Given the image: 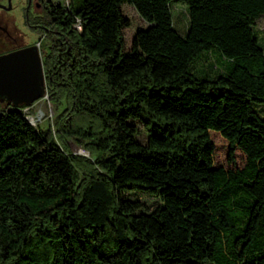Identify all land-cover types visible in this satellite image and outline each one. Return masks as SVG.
<instances>
[{"label": "trees", "instance_id": "obj_1", "mask_svg": "<svg viewBox=\"0 0 264 264\" xmlns=\"http://www.w3.org/2000/svg\"><path fill=\"white\" fill-rule=\"evenodd\" d=\"M123 3L147 23L126 50ZM44 4L38 48L57 112L37 129L27 105L0 98V264H264V0ZM209 132L241 166L213 165Z\"/></svg>", "mask_w": 264, "mask_h": 264}, {"label": "rangeland", "instance_id": "obj_2", "mask_svg": "<svg viewBox=\"0 0 264 264\" xmlns=\"http://www.w3.org/2000/svg\"><path fill=\"white\" fill-rule=\"evenodd\" d=\"M59 4L64 5L68 0H56ZM72 5H76L78 0H70ZM20 0L12 1V8L7 12L10 15L16 17L15 25L21 31V43L32 44L36 42L38 36L35 32L26 29L21 22V9L19 7ZM170 12L172 17L173 27L179 34H183L186 28V14L185 7L181 2H173L170 4ZM120 11L122 16H124L129 24L122 27L121 34L123 39V49L129 48L133 33L138 28H144L147 23L137 14L134 8L126 3L120 5ZM255 28L257 29L260 41L264 44V14L255 20ZM77 28V27H76ZM20 44L18 39L5 40L0 47V50H5L7 48H13ZM39 51V48H38ZM25 114V118L29 124L37 129H43L47 125L52 126L53 118L56 114L54 106L48 101L46 93L33 101L27 107L22 109ZM260 113L264 116V109H260ZM140 133L137 135V140L139 142H144V133H142L141 128L138 126ZM209 137L214 145V150L212 154L213 165H222L223 167H239L243 162L242 153L235 149L233 151V163L230 164L226 162L227 153V142L216 132H209ZM66 146L71 154L84 156L86 158L92 159L88 152L81 145L77 144L72 138L67 137L65 139ZM82 153H81V152ZM123 194L128 198H136L140 200L146 209H151L155 206L159 200L156 196L147 193L135 192V191H124Z\"/></svg>", "mask_w": 264, "mask_h": 264}, {"label": "water", "instance_id": "obj_3", "mask_svg": "<svg viewBox=\"0 0 264 264\" xmlns=\"http://www.w3.org/2000/svg\"><path fill=\"white\" fill-rule=\"evenodd\" d=\"M37 42L0 53V98L30 105L44 95Z\"/></svg>", "mask_w": 264, "mask_h": 264}, {"label": "flooded vegetation", "instance_id": "obj_4", "mask_svg": "<svg viewBox=\"0 0 264 264\" xmlns=\"http://www.w3.org/2000/svg\"><path fill=\"white\" fill-rule=\"evenodd\" d=\"M13 0H0V47L4 41L18 39L20 44L5 50H0V53L22 47L28 44L21 43V31L15 25L16 17L10 15L7 11L10 10ZM46 0H20L19 7L21 9V22L26 29L37 34V30L41 27V21L44 10V2ZM38 36V34H37ZM40 37L36 40L37 49ZM39 52V51H38ZM41 60V59H40Z\"/></svg>", "mask_w": 264, "mask_h": 264}, {"label": "bare ground", "instance_id": "obj_5", "mask_svg": "<svg viewBox=\"0 0 264 264\" xmlns=\"http://www.w3.org/2000/svg\"><path fill=\"white\" fill-rule=\"evenodd\" d=\"M81 152V151H80ZM82 153V152H81Z\"/></svg>", "mask_w": 264, "mask_h": 264}]
</instances>
